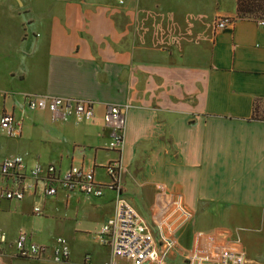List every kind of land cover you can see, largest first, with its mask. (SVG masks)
Here are the masks:
<instances>
[{
    "label": "crops",
    "instance_id": "crops-1",
    "mask_svg": "<svg viewBox=\"0 0 264 264\" xmlns=\"http://www.w3.org/2000/svg\"><path fill=\"white\" fill-rule=\"evenodd\" d=\"M237 10L238 0H0V116L23 122L17 138L0 125V158L22 155L56 175L95 168L104 192L47 196L42 179L22 201L0 198L5 264L40 262L15 256L21 232L49 247L67 238V264L108 263L98 232L120 196L106 171L120 157L108 149L110 104L129 105L121 197L156 235L163 219L190 213L165 264L214 263L207 255L264 264V121L254 116L264 101V27L238 19L216 29L217 16ZM50 96L89 98L95 117L55 120ZM17 183L0 175V191ZM86 234L103 248L76 246Z\"/></svg>",
    "mask_w": 264,
    "mask_h": 264
},
{
    "label": "built area",
    "instance_id": "built-area-1",
    "mask_svg": "<svg viewBox=\"0 0 264 264\" xmlns=\"http://www.w3.org/2000/svg\"><path fill=\"white\" fill-rule=\"evenodd\" d=\"M119 2L125 4V0H119ZM236 20H238L237 16H217L216 29L233 25ZM251 20L264 27V16H255ZM29 102L32 108L38 106L36 96L29 95ZM48 105L55 120L79 117L86 121H92L95 117L94 101L89 98L50 96ZM128 109V104H110L108 106L107 122L114 128L113 138L108 144V149L119 152L120 157L107 165L106 171L110 178V187L118 191L120 196L116 201L115 214L101 226L98 239L109 249L107 264H120V260H126L131 264H165L175 245L174 237L177 229L181 224L189 221L191 216L188 211L184 210L183 217L179 216L176 220L163 219L162 229L156 235L136 208L121 197L124 187L122 151L126 141V111ZM0 125L5 133L12 138H17L22 133L23 122L16 119L14 115H1ZM0 175L15 176L18 179V183L14 187L0 191V198L8 200H24L26 190L34 188L42 179L45 184L44 193L47 196H55L59 188L93 196L104 194L102 187L95 179V168L85 169L76 166L56 175L54 166L45 167L36 164L28 167L24 156L14 155L0 158ZM26 175L28 179H25ZM34 211L37 215H41L42 208L36 206ZM5 242L6 235L0 234V257L9 255L4 250ZM14 244L15 256L20 258L40 262L51 261L59 264H67L70 259V244L68 239L63 236L57 237L53 246L49 247L30 242L28 235L21 232ZM87 259L90 260L89 256ZM204 260L214 261L212 264H222L220 257L213 260L207 255ZM0 264H5L2 258H0Z\"/></svg>",
    "mask_w": 264,
    "mask_h": 264
},
{
    "label": "trees",
    "instance_id": "trees-1",
    "mask_svg": "<svg viewBox=\"0 0 264 264\" xmlns=\"http://www.w3.org/2000/svg\"><path fill=\"white\" fill-rule=\"evenodd\" d=\"M238 19H252L255 16H264V0H238ZM254 116L264 121V101H256Z\"/></svg>",
    "mask_w": 264,
    "mask_h": 264
},
{
    "label": "rangeland",
    "instance_id": "rangeland-1",
    "mask_svg": "<svg viewBox=\"0 0 264 264\" xmlns=\"http://www.w3.org/2000/svg\"><path fill=\"white\" fill-rule=\"evenodd\" d=\"M136 203L139 205V207L141 208V211L143 212V214L147 217H149V215L147 214L146 210L143 207V203L141 201H137ZM79 237V236H78ZM77 237V239H78ZM83 246L84 248L89 247L91 249H93L94 251H97L101 248H103V245L99 244L98 242H96L95 237L93 234L89 235H83V243H77L76 246ZM82 248V249H84ZM9 254V253H8ZM25 264H56V263H51V262H32V261H25Z\"/></svg>",
    "mask_w": 264,
    "mask_h": 264
}]
</instances>
